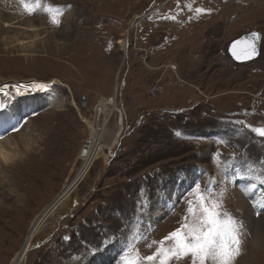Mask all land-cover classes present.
Masks as SVG:
<instances>
[{
    "label": "rangeland",
    "instance_id": "1",
    "mask_svg": "<svg viewBox=\"0 0 264 264\" xmlns=\"http://www.w3.org/2000/svg\"><path fill=\"white\" fill-rule=\"evenodd\" d=\"M43 4L72 7L57 26L43 10L29 14L21 0H0L3 21L24 18L20 25L30 24L44 38L25 58L7 50L1 39L14 32L0 30V85L62 81L31 96L34 105L22 107V98L10 99V114L1 116L0 141L7 139V149L17 158L0 163V209L5 212L0 213V264H11L29 239L35 217L82 169L79 155L90 136L83 118L95 119L100 101L113 96L123 114L120 142L111 152L105 149L109 161L103 156L95 160L65 203L48 217L22 264H119L134 229L146 234L135 247L143 256L152 255L157 245L149 244L185 222L186 200L193 198L189 193L194 185L210 191L225 171L243 186L222 182L212 191L219 198L226 189L223 205L243 222L245 234L247 226L259 227L264 234V223L257 222L264 211L244 214L237 197L239 193L255 204L264 194L259 181L255 191L246 194L251 178L238 174L245 159L264 160V137L251 130L264 126V0ZM253 32L262 35L259 56L236 61L229 45ZM125 34L127 50L120 42ZM171 64L178 70H171ZM117 128L112 117L109 141ZM9 178L20 199L6 191ZM245 237L241 254L252 251ZM255 253L256 264H264V248ZM188 258L172 264H192Z\"/></svg>",
    "mask_w": 264,
    "mask_h": 264
},
{
    "label": "snow or ice",
    "instance_id": "2",
    "mask_svg": "<svg viewBox=\"0 0 264 264\" xmlns=\"http://www.w3.org/2000/svg\"><path fill=\"white\" fill-rule=\"evenodd\" d=\"M23 8L29 14L43 10L49 15L50 21L57 26L61 23L63 13L71 9V5L53 6L44 5L43 0H21ZM198 12L210 11L197 9ZM260 33H250L248 36L232 44V54L239 60L251 59L257 54V42ZM240 46L239 51H237ZM38 90L45 91L46 88ZM7 105L0 101V114L6 110ZM251 127V126H249ZM13 131L18 128L13 125ZM258 137H264V126L251 129ZM2 138V137H0ZM239 175L251 178V182L244 187L246 194H251L257 187V181L264 184V160H244V170ZM226 189L217 194L209 191L207 187L194 185L187 199V213L180 228L169 233L161 241H152L149 247L157 245L156 251L149 256H143L135 244L146 239V234L134 229L133 235L121 250L119 264H172L191 257L192 264H234V260L241 254L245 226L241 220L232 215L223 205ZM264 210V194L254 204ZM142 207V205H141ZM259 215V211L257 212Z\"/></svg>",
    "mask_w": 264,
    "mask_h": 264
},
{
    "label": "bare ground",
    "instance_id": "3",
    "mask_svg": "<svg viewBox=\"0 0 264 264\" xmlns=\"http://www.w3.org/2000/svg\"><path fill=\"white\" fill-rule=\"evenodd\" d=\"M23 19L24 18L18 17L14 21L13 20L3 21L2 17L0 16V27L2 26L0 30L14 32L13 35L11 36L5 35L1 39L2 41H4V45L5 47H7V50L12 49L18 52V56L29 58L31 55L34 54L33 51H34L36 43L38 41H43L44 38L41 37V35L35 34L34 32L36 31V29L30 26V24L24 25V27L20 25V21H24ZM126 35L127 34H125L124 35L125 37L120 40V42L123 44L124 50H127V36ZM169 67L174 72L178 70L177 65L171 64ZM179 79L182 80L181 77H179ZM54 82L62 83L60 79H52L49 81L36 79V80L24 81V82L12 81V82L2 83L0 85V101H3L7 105V108L6 110L2 112V114H0V120L2 118L1 117L2 115L10 114V111L8 109V104L11 102V100L15 101L18 99L16 97H20L24 100L21 104L22 107H25V104L29 102L30 104L34 105L35 101L34 100L31 101V96L35 97L34 95L47 92L48 90L51 89L50 87ZM41 87L46 88L48 90H45V91L38 90ZM100 103L101 104L99 105L98 109L99 110L103 109L105 112L110 113V116L112 112L115 113L116 111H118V115L116 116L118 128L116 132L114 134L112 133V138L109 141V139L107 138L108 135L106 133V129L109 128L110 117L108 118L106 116L104 126H101L102 125L101 122L98 123L96 117L95 119H86L85 117L83 118V121L85 122V124L90 130V136H89L90 146L86 147L85 150H82L83 149L82 148L80 155H79V157L83 160V167L81 166L82 169L79 170L78 174L75 176V178L71 182H69L68 184L67 183L65 184L61 193L54 199V201L51 202L49 206L45 208L44 211H42L39 215L35 217L32 223V227H31L32 232L30 233V236L28 237L29 239L25 243L22 250L13 257L11 264H22L25 261L26 257L28 256L31 248L33 247L35 243L37 233L40 232L42 226L44 225L48 217L52 215L57 208H59L61 205L65 203L64 200L68 197L70 193L74 191L75 187L78 185V182L86 177V174L89 172V167L92 166L95 160L100 158V156H103L106 162L109 161L110 154L107 153L105 149L108 148L111 152L114 150V148L117 147L118 143L120 142L121 137H122V126H123L122 125V113L116 108V106H113L117 104V96H113L108 99H103L102 101H100ZM56 105L61 107V104L59 103H56ZM96 126H97V129H96ZM107 132H108V129H107ZM7 142H8L7 139L0 141V163L3 165H6L10 161H13V159L17 158V153H12L7 149L6 147V145H8ZM15 148H16V145H15ZM93 151L95 152V154ZM82 152H84L83 155H82ZM6 183L8 185L6 191H8L11 195L14 194L17 199H20L21 193H18L16 191L17 189L12 187L13 184L10 178L6 180ZM230 196H232V194H230ZM237 197L242 204V207L244 210L243 213L248 215V213L252 211L250 207V203H248L249 202L248 198L245 199L244 196H242L239 193H237ZM259 199L260 198L258 197L257 200ZM244 205H246V207ZM1 212L3 213L2 209H0V213ZM249 221L251 222L252 218H249L248 223ZM254 221H256V219ZM257 222L259 224L264 223V215L258 216ZM247 228H249L248 230L249 234H244L246 236L244 237L246 238V240H248L247 242L250 243L252 251L247 252L245 250L243 252V249H242L243 254H241L240 258H238V261L236 264H253V263L256 264V260L254 259L253 255L257 254L255 253L256 250H262L264 248V234H261L259 227L252 228V226H247ZM189 260H190L189 258H186L181 261L187 262Z\"/></svg>",
    "mask_w": 264,
    "mask_h": 264
},
{
    "label": "built area",
    "instance_id": "4",
    "mask_svg": "<svg viewBox=\"0 0 264 264\" xmlns=\"http://www.w3.org/2000/svg\"><path fill=\"white\" fill-rule=\"evenodd\" d=\"M163 87H164V85H160L159 86V88L161 89V91L163 90ZM118 89H116V91H115V94L116 95H118ZM150 91H153V93L152 94H155L156 93V89H155V87H153L152 89H150ZM113 106H116V105H113ZM117 108V107H116ZM119 110V109H118ZM118 115V111H116L115 113H111V116H110V113H108V112H105L103 109L102 110H97V112H96V118H97V121H98V123L99 122H101V126H104V122H105V118H106V116L109 118L110 117V120H111V118L112 117H114V118H116V120H117V116ZM122 124H123V114H122ZM96 129H97V126H96ZM108 129V128H107ZM107 129H106V133H107ZM106 140H107V138H106ZM90 143H88V145L87 146H85L84 145V147H83V149L82 150H85L86 149V147H89L90 145H89ZM94 152V151H93ZM83 153L84 152H82V155H83ZM94 154H95V152H94Z\"/></svg>",
    "mask_w": 264,
    "mask_h": 264
},
{
    "label": "water",
    "instance_id": "5",
    "mask_svg": "<svg viewBox=\"0 0 264 264\" xmlns=\"http://www.w3.org/2000/svg\"><path fill=\"white\" fill-rule=\"evenodd\" d=\"M253 33H258V32H253ZM250 33H247V34H243L240 38H237V39H235L233 42H231V44H230V48H229V53L232 55V57L236 60V61H238V62H243V63H245V62H249V61H251V60H253V59H256L258 56H259V50H260V44H261V38H262V35H261V38L258 40V42H257V54H255L251 59H244V58H241V59H239V60H237L234 56H233V54H232V44L235 42V41H237V40H240V39H242V38H244V37H246V36H248ZM239 49H240V46H238V49H237V51H239Z\"/></svg>",
    "mask_w": 264,
    "mask_h": 264
},
{
    "label": "flooded vegetation",
    "instance_id": "6",
    "mask_svg": "<svg viewBox=\"0 0 264 264\" xmlns=\"http://www.w3.org/2000/svg\"><path fill=\"white\" fill-rule=\"evenodd\" d=\"M230 48V45H229V47H228V49Z\"/></svg>",
    "mask_w": 264,
    "mask_h": 264
}]
</instances>
